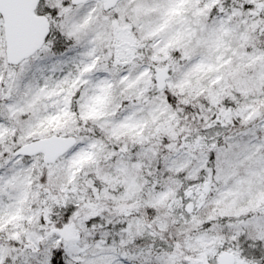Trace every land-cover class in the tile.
<instances>
[{
	"label": "snow or ice",
	"instance_id": "6c2138e0",
	"mask_svg": "<svg viewBox=\"0 0 264 264\" xmlns=\"http://www.w3.org/2000/svg\"><path fill=\"white\" fill-rule=\"evenodd\" d=\"M0 264H264V0H0Z\"/></svg>",
	"mask_w": 264,
	"mask_h": 264
}]
</instances>
